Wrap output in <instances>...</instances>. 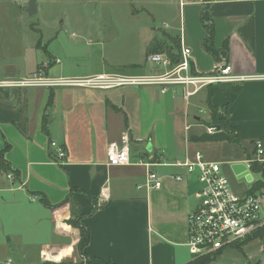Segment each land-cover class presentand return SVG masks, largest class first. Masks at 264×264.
Wrapping results in <instances>:
<instances>
[{
  "label": "crops",
  "instance_id": "crops-1",
  "mask_svg": "<svg viewBox=\"0 0 264 264\" xmlns=\"http://www.w3.org/2000/svg\"><path fill=\"white\" fill-rule=\"evenodd\" d=\"M177 3L175 20L163 22L169 29L164 37L153 27L137 34V59L125 50L106 65L102 50L94 48L99 36L90 34H76L72 50L57 53L48 49L57 40L54 35L46 44L41 37L32 44L40 55L33 53L29 69L4 66L0 76L27 77L38 69L61 78L150 74L163 71L146 63L155 41L162 49L172 46L171 54H178L184 45L197 73L209 74L215 65L229 64L236 75L256 77L241 84L226 112L238 142H228L225 130L212 124L215 115L225 117L227 99L220 85L203 88L188 101L179 86L0 90V151L8 145L5 161L18 173L10 181L9 172L0 170V264H188L193 257L186 246V219L198 205L199 174L168 164L200 153L207 162L220 165L238 196L253 192V185L264 180L261 172L250 170L251 162L264 165V0ZM119 37L117 33L110 39L117 42ZM152 51L164 53L158 47ZM210 128L215 131L209 133ZM125 133L130 164L109 167L108 145L120 143ZM51 140L65 150L61 162L51 156ZM258 142L263 150L259 159ZM140 160L155 164L151 170L162 177L160 188L141 186L146 168ZM235 165L244 166L249 175L235 174ZM101 191L107 199L101 198ZM261 203L262 227L241 246L254 247L256 259L264 252V199ZM68 220H77L88 230L89 241L82 251L80 230Z\"/></svg>",
  "mask_w": 264,
  "mask_h": 264
},
{
  "label": "built area",
  "instance_id": "built-area-1",
  "mask_svg": "<svg viewBox=\"0 0 264 264\" xmlns=\"http://www.w3.org/2000/svg\"><path fill=\"white\" fill-rule=\"evenodd\" d=\"M146 63L158 66L163 71L150 74H98L90 77H50L42 69L32 75L17 79L0 80L2 89L25 88H86L91 90L108 91L109 89L123 88L125 86H169L182 87L183 99L188 101L201 89L222 84H243L244 81L255 79L247 75H236L229 64H217L209 74L197 73L192 67L191 53L184 45L179 47V52L174 60L162 52H153L146 57ZM214 128L208 129L209 133ZM49 148L54 151L55 162H61L65 150L55 141L49 142ZM262 144H255V157L260 158ZM129 137L125 133L120 143L112 142L106 151L107 165L125 166L130 164ZM146 168L143 187L146 189L160 188L162 177L151 168L155 165L147 160H140L139 165ZM168 166L182 168L191 174L197 171L199 188L195 193L197 207L187 215V249L193 258L204 255H218L225 248L232 247L255 235L262 227L260 218L264 191L249 192L245 196H238L229 187L227 178L220 171L218 163H210L203 159L202 154L195 153L192 159L175 161ZM249 167V166H247ZM248 171V170H247ZM6 179L13 181V174H6ZM176 181H181V176H175ZM141 187H138L140 189ZM101 198L107 199L105 191H101ZM32 201L35 198H31Z\"/></svg>",
  "mask_w": 264,
  "mask_h": 264
},
{
  "label": "rangeland",
  "instance_id": "rangeland-1",
  "mask_svg": "<svg viewBox=\"0 0 264 264\" xmlns=\"http://www.w3.org/2000/svg\"><path fill=\"white\" fill-rule=\"evenodd\" d=\"M27 2L0 0V73L4 66L11 65L21 71L29 69L31 57L40 55L32 50V44L40 37L46 44L54 35L57 40L51 41L48 49L57 53L66 48L72 50L70 42L76 34L84 37L90 34L99 36L100 42L94 48L102 50L106 65L125 50L137 59L140 55L137 34L153 27L159 37H164L162 33L169 29H164L163 22L174 21L178 11L177 0H37V13L29 17L25 12ZM117 33L120 37L113 42L110 38ZM2 79L5 78L0 76ZM241 249L232 247L223 256H219L220 252L215 262L238 264L246 260L249 264H260L264 252L256 259L254 247Z\"/></svg>",
  "mask_w": 264,
  "mask_h": 264
},
{
  "label": "trees",
  "instance_id": "trees-1",
  "mask_svg": "<svg viewBox=\"0 0 264 264\" xmlns=\"http://www.w3.org/2000/svg\"><path fill=\"white\" fill-rule=\"evenodd\" d=\"M207 36L209 38H212L211 37L212 36V32L208 28H207ZM157 47L159 49H161L162 51L164 50L163 52L165 54L169 55L171 60L175 59L177 54L176 53L175 54H171V51L173 50L172 46H164L165 49H162V46L159 45V43L156 42V41L153 43L152 48L147 51V53H146L147 56L152 54L154 52L152 50L156 49ZM220 86H221L222 93L224 94V96L227 99V103L223 106V112L225 113V117L224 118H217L216 115H215L214 119L212 120V124L214 126H217L218 128H221V129L225 130V132L228 134V142L237 143L238 142V135L236 134L234 128H232V126L229 125L228 114L226 112H227V109L230 107V105L237 98V95L240 93L242 85L241 84L229 83V84H222ZM50 100H51V97L49 95L47 103H51ZM110 106L115 111H119L113 105H110ZM124 122H125V128H127L128 127V119H127L126 115L124 116ZM43 130H44V124H43ZM7 148H8V145H5L4 150L0 151V170L3 173L4 172L7 173V172H11L12 171L10 166H9V164H7V162L5 161V158H4V154L8 150ZM51 156L55 160V157H54L53 153H51ZM250 170L252 172H261L264 175V165L263 164L260 165L258 162H251ZM11 173L14 175V177H16L18 175V173L16 171H12ZM252 188H253L252 189L253 192L261 190L262 188H264V180L262 182L255 183ZM41 201H42L44 206L48 207V203L45 201V199L42 198ZM67 223L71 224L74 227H78L79 228V230H80V238L81 239H80L79 244H78V249H79V251H82V249L88 244V241H89L88 230L86 229V227L80 226V224L78 223L77 220H68ZM255 237L256 236L253 235L252 237H249V239L245 240L244 242L235 243L232 247H236V248L242 250L241 246L243 244L249 242L250 240H252ZM218 255H204L203 257H195V258L191 259L188 264H210V263L215 262L216 257ZM100 263L101 264H114V263H111V262H108V263L100 262Z\"/></svg>",
  "mask_w": 264,
  "mask_h": 264
},
{
  "label": "water",
  "instance_id": "water-1",
  "mask_svg": "<svg viewBox=\"0 0 264 264\" xmlns=\"http://www.w3.org/2000/svg\"><path fill=\"white\" fill-rule=\"evenodd\" d=\"M36 1L37 0H28L27 2V7L25 9V12L27 13V15L33 16L35 15L37 12V8H36ZM232 170L235 174L241 175L243 177H246L247 175H249L247 169L242 166V165H235L232 167ZM248 180H251L250 177H247ZM260 263L264 264V255L262 256V258L260 259ZM210 264H217L216 262L210 263Z\"/></svg>",
  "mask_w": 264,
  "mask_h": 264
},
{
  "label": "bare ground",
  "instance_id": "bare-ground-1",
  "mask_svg": "<svg viewBox=\"0 0 264 264\" xmlns=\"http://www.w3.org/2000/svg\"><path fill=\"white\" fill-rule=\"evenodd\" d=\"M42 66V65H41ZM12 172V171H11Z\"/></svg>",
  "mask_w": 264,
  "mask_h": 264
}]
</instances>
